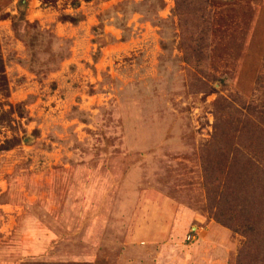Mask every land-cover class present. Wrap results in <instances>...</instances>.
Listing matches in <instances>:
<instances>
[{
	"label": "rangeland",
	"instance_id": "obj_1",
	"mask_svg": "<svg viewBox=\"0 0 264 264\" xmlns=\"http://www.w3.org/2000/svg\"><path fill=\"white\" fill-rule=\"evenodd\" d=\"M19 1L0 0V264H240L204 166H264V0H200L191 40L176 0Z\"/></svg>",
	"mask_w": 264,
	"mask_h": 264
},
{
	"label": "trees",
	"instance_id": "obj_2",
	"mask_svg": "<svg viewBox=\"0 0 264 264\" xmlns=\"http://www.w3.org/2000/svg\"><path fill=\"white\" fill-rule=\"evenodd\" d=\"M25 0H20L21 4ZM90 2L91 0H85ZM200 0H176V13L180 17L181 27H184L185 37L187 40H191L194 37L195 29L201 27V33L208 30V25H202L195 18L196 14L199 12ZM74 6H79L78 0H73ZM194 19L189 21L188 16ZM62 22H70L76 24L77 21L71 16H62L60 18ZM197 21V22H195ZM14 30L19 31L18 27L14 24ZM203 37V35H202ZM201 38V34H200ZM199 38V39H200ZM203 40H198L202 42ZM206 48L209 47L207 40L203 43ZM186 51L191 50L190 46ZM202 53L203 49H199ZM3 66L2 60L0 58V66ZM240 155L237 151H234L233 157L228 164V170L221 172L218 168H211L209 165L204 166L206 184L210 188V184L214 183L215 189H208V194H215L218 196L219 200L214 199L211 203V207L216 209L215 217L223 225L235 228L234 225H239L236 222L237 217L240 220L241 227L238 228L245 237L248 239L245 246L240 251L239 262L240 264H255L257 261L264 263V258H255L254 254L257 249H263V245L259 242L264 240V205L259 212L258 207L252 201L254 196L257 194L258 185L260 184V191L264 195V166L260 165L257 157L250 155L244 164H240ZM261 169V170H260ZM216 173L221 175L220 178L216 176ZM216 178L219 182H222L223 189L219 191L220 183L216 182ZM258 184V185H257ZM257 185V186H256ZM221 186V187H222ZM248 195V198L245 195ZM237 227V226H236ZM251 249V252L250 250ZM21 264H49L44 262H34L28 261ZM76 264V263H75Z\"/></svg>",
	"mask_w": 264,
	"mask_h": 264
}]
</instances>
